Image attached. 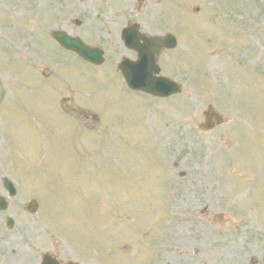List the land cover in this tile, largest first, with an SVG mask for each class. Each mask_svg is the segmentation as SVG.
I'll use <instances>...</instances> for the list:
<instances>
[{
  "label": "rangeland",
  "instance_id": "rangeland-1",
  "mask_svg": "<svg viewBox=\"0 0 264 264\" xmlns=\"http://www.w3.org/2000/svg\"><path fill=\"white\" fill-rule=\"evenodd\" d=\"M133 22L176 36L178 46L159 64L161 75L182 85L180 94L159 99L122 86L117 61L127 52L119 34ZM60 31L101 48L104 64L90 67L64 51L52 38ZM194 47L224 49L231 62L248 63L227 67L236 83L223 90L242 99V111L199 87L205 81L217 94L221 81L207 57L196 71ZM225 58L214 61L225 65ZM263 59L264 0H0V68L9 74L0 78L21 81L11 92L0 87L8 152L0 148L7 202L0 260L34 264L31 256L43 250L71 253L66 245L77 236L93 244L100 264H264V67L250 66ZM208 105L226 119L204 132ZM86 108L88 125L99 126L95 138L72 120ZM6 177L23 200L7 198ZM36 198L73 208L83 229L64 216L67 226L55 215L25 213L22 203ZM84 208H97L99 219ZM6 217L14 220L9 232Z\"/></svg>",
  "mask_w": 264,
  "mask_h": 264
},
{
  "label": "water",
  "instance_id": "water-1",
  "mask_svg": "<svg viewBox=\"0 0 264 264\" xmlns=\"http://www.w3.org/2000/svg\"><path fill=\"white\" fill-rule=\"evenodd\" d=\"M56 39L58 40L59 43H61L63 46L65 47H71L73 50H80V51H84L83 45L81 43H79L76 40H73L69 37H67V35L63 34V33H57L55 35ZM143 72L147 75L148 71L150 69V67L148 66V63H146L145 65L142 66ZM147 75L140 77L138 80L134 79L133 77L131 78L134 82V87L135 88H139V87H145V82L150 81L149 78L146 79ZM9 186H11L8 182H6Z\"/></svg>",
  "mask_w": 264,
  "mask_h": 264
}]
</instances>
